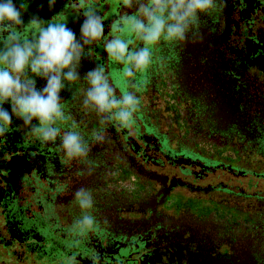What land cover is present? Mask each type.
Instances as JSON below:
<instances>
[{
	"label": "flooded vegetation",
	"instance_id": "flooded-vegetation-1",
	"mask_svg": "<svg viewBox=\"0 0 264 264\" xmlns=\"http://www.w3.org/2000/svg\"><path fill=\"white\" fill-rule=\"evenodd\" d=\"M85 3L104 17V37L85 46L81 82L62 92L60 128L79 132L88 156L69 159L59 139L44 143L19 120L0 136V264H264V0H216L192 26L202 42L162 41L135 86L104 45L137 0ZM61 11L79 37L69 0L51 10L31 0L25 20ZM97 64L118 98L138 89L131 128L83 107V75ZM79 188L93 208L80 207ZM84 215L92 228L75 223Z\"/></svg>",
	"mask_w": 264,
	"mask_h": 264
},
{
	"label": "clouds",
	"instance_id": "clouds-1",
	"mask_svg": "<svg viewBox=\"0 0 264 264\" xmlns=\"http://www.w3.org/2000/svg\"><path fill=\"white\" fill-rule=\"evenodd\" d=\"M31 0H0V136L6 135L19 120L28 134L44 143H55L69 159L88 156L89 145L77 131L61 135L60 125L69 117L62 98L69 85L81 82L85 46L93 45L104 37V17L85 0H69L82 15L79 37L63 11L51 19L38 12L29 13ZM57 0H48L53 9ZM132 6L133 0H123ZM132 14L114 22L120 35L105 41L109 58L123 67L118 77L135 86L138 74L149 69L154 49L162 41L171 44L202 42V32L192 31L193 24L216 7V0H137ZM42 7V5H41ZM65 7H68L66 4ZM133 39L143 46L131 47ZM102 64H97L83 75V107L93 109L102 116V124L119 122L131 128L141 104L138 89L117 88ZM38 81H43L39 84ZM98 141L103 135L96 134ZM82 209L93 208L90 190L79 188L74 193ZM81 228H92L96 219L84 215L75 222Z\"/></svg>",
	"mask_w": 264,
	"mask_h": 264
}]
</instances>
